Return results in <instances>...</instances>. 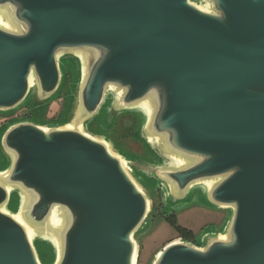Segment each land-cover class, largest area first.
<instances>
[{
    "label": "water",
    "instance_id": "1",
    "mask_svg": "<svg viewBox=\"0 0 264 264\" xmlns=\"http://www.w3.org/2000/svg\"><path fill=\"white\" fill-rule=\"evenodd\" d=\"M67 59L65 118L0 131V264H46L38 242L50 264H138L150 181L163 209L200 188L227 216L149 264H264V0H0L1 115L58 96ZM127 115L140 151L113 137Z\"/></svg>",
    "mask_w": 264,
    "mask_h": 264
},
{
    "label": "rangeland",
    "instance_id": "2",
    "mask_svg": "<svg viewBox=\"0 0 264 264\" xmlns=\"http://www.w3.org/2000/svg\"><path fill=\"white\" fill-rule=\"evenodd\" d=\"M64 68V81L59 91L58 96L52 99L50 102L41 105V117L33 119L37 122L46 123L49 121H62L67 113L70 101L72 87L76 80L75 75V63L74 61L67 59L62 62ZM30 107V110H36L38 108L36 104H33L31 99H28L21 107L12 110L6 114H0V131L9 122H14L24 117H21L24 113V108ZM102 113L94 120L90 128L95 132H104L108 125L105 123ZM137 125V119L132 115L122 116L117 123L114 124L113 137L115 142L120 146L128 144L134 151L142 150L141 145L132 140L133 130ZM131 137V138H130ZM133 137V138H132ZM145 156H149L148 153H143ZM154 159V157H149ZM5 160L0 154V165H3ZM157 182L150 181L145 186L152 196L153 200V212L151 220L149 221L145 231L139 237L140 251L138 264H149L154 254L170 240L182 237L178 233L180 229L186 228L195 233L199 238L200 234L206 229H218L222 224L227 211L218 210L205 203L202 190L196 188L191 193L190 197L181 202L166 201L165 208L163 209V195L161 190H157ZM18 194L14 193L12 196L11 206L16 207L18 204ZM166 210V214L163 212ZM169 216L168 217L165 216ZM172 218V219H171ZM38 247L42 259L46 264H50L53 259V250L49 245L43 242H38Z\"/></svg>",
    "mask_w": 264,
    "mask_h": 264
},
{
    "label": "flooded vegetation",
    "instance_id": "3",
    "mask_svg": "<svg viewBox=\"0 0 264 264\" xmlns=\"http://www.w3.org/2000/svg\"><path fill=\"white\" fill-rule=\"evenodd\" d=\"M36 108L38 109L36 110V112H34V110H30V107L27 106L26 108H24V113L21 117L26 116L23 119H35L37 118L36 116H39L38 118H40L41 117V106H37ZM165 217H169V216H165ZM194 236L196 237L195 233H194ZM195 237L193 241H195Z\"/></svg>",
    "mask_w": 264,
    "mask_h": 264
},
{
    "label": "trees",
    "instance_id": "4",
    "mask_svg": "<svg viewBox=\"0 0 264 264\" xmlns=\"http://www.w3.org/2000/svg\"><path fill=\"white\" fill-rule=\"evenodd\" d=\"M167 216V215H166ZM168 219H170L169 217H168ZM172 219V218H171ZM178 233L180 234V236H182L183 238H185V239H188V240H190V241H193V239H194V233L191 231V230H188V229H186V228H183V229H180L179 231H178Z\"/></svg>",
    "mask_w": 264,
    "mask_h": 264
}]
</instances>
